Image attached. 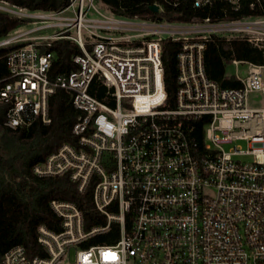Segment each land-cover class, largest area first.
Returning a JSON list of instances; mask_svg holds the SVG:
<instances>
[{"label": "built area", "instance_id": "2783aa9c", "mask_svg": "<svg viewBox=\"0 0 264 264\" xmlns=\"http://www.w3.org/2000/svg\"><path fill=\"white\" fill-rule=\"evenodd\" d=\"M214 0H194L200 7ZM228 1L234 6L242 0ZM251 1L255 9L261 0ZM1 8V7H0ZM71 9L72 15L65 13ZM92 1L71 0L44 27L52 36L23 45L0 40L10 81L0 90L5 126L51 123L49 100L58 89L72 95L79 115L65 143L33 168L37 177L68 176L84 194L93 185L95 210L106 224L87 230L74 203L52 200L61 231L38 228L43 257L23 246L0 264H264V65L248 67L239 88H223L205 71L212 36L243 40L264 52V17L194 24L153 22L97 12ZM59 16V17H58ZM125 31H133L128 34ZM138 31V32H136ZM77 44V70L51 80L54 41ZM180 42L178 91L172 105L165 83L163 42ZM105 87L99 99L92 89ZM244 142L246 147L225 145ZM119 226L113 244H89Z\"/></svg>", "mask_w": 264, "mask_h": 264}, {"label": "trees", "instance_id": "16d2710c", "mask_svg": "<svg viewBox=\"0 0 264 264\" xmlns=\"http://www.w3.org/2000/svg\"><path fill=\"white\" fill-rule=\"evenodd\" d=\"M117 17H138L153 22L170 24H194L210 19L212 22L235 21L249 16L264 17V0L251 9L249 0H242L238 7L228 1L214 0L200 7L194 0H99ZM11 7L31 13H57L66 9L71 0H0ZM159 6L157 12L151 10ZM26 24L22 18L0 11V40L6 39ZM0 48V90L10 81L6 55L12 48ZM180 42L166 39L163 42L165 83L172 105L178 91V54ZM42 52H54L49 76L51 80L77 70L73 58L82 55L80 47L67 40L54 41ZM234 60L264 65V52L243 40H227L212 36L206 41L204 63L207 76L223 88H239L235 76H227V66ZM105 87L96 84L92 92L99 99ZM51 123H34L27 129L12 130L5 126L7 106L0 104V261L4 254L16 246H23L30 258L43 257L45 250L37 241L41 225L60 232L61 222L52 210V200L74 202L84 213L86 229L106 224L105 217L93 205V185L81 194L68 176L37 177L33 168L56 152L63 144H75L72 133L79 115L72 103V95L58 89L49 100ZM119 239V226L89 244H113Z\"/></svg>", "mask_w": 264, "mask_h": 264}, {"label": "rangeland", "instance_id": "374dc122", "mask_svg": "<svg viewBox=\"0 0 264 264\" xmlns=\"http://www.w3.org/2000/svg\"><path fill=\"white\" fill-rule=\"evenodd\" d=\"M88 1H92V4L94 6L93 12L90 15V17H98L97 16V12H110L108 10V8L106 6H104L103 4L100 3L99 0H88ZM0 11L8 13L11 16H15L18 18H22L26 21V24L24 26H22L21 28L17 29L15 32L11 33L9 35L8 38L11 37H17L19 38L20 42L23 45H28L30 43H43L42 41L36 40V37H48V36H52L54 30L49 28H42L45 25V22H54L56 18L54 16V18L52 16L48 17V18H44V17H40L41 14L43 13H31L29 11L26 10H21L15 7H11L6 3H0ZM66 16L72 15L71 9L68 10L65 13ZM59 17V16H58ZM128 32V34H134L131 33L133 31H125ZM138 32V31H136ZM35 37V38H34ZM248 71V67L245 64H241L238 66V68L233 64L230 63L227 66V74L230 76H235L238 74L240 77L244 78L247 74ZM250 105L252 107H263L264 106V97L261 96L260 94H251L250 96ZM234 145H238V146H242V147H246V143L244 142H238V143H233L232 145H225L224 148L226 150H229L230 148H232V146Z\"/></svg>", "mask_w": 264, "mask_h": 264}, {"label": "water", "instance_id": "95a60500", "mask_svg": "<svg viewBox=\"0 0 264 264\" xmlns=\"http://www.w3.org/2000/svg\"><path fill=\"white\" fill-rule=\"evenodd\" d=\"M151 10L157 12L159 10V6L158 5H154L151 7Z\"/></svg>", "mask_w": 264, "mask_h": 264}, {"label": "crops", "instance_id": "0c3cea01", "mask_svg": "<svg viewBox=\"0 0 264 264\" xmlns=\"http://www.w3.org/2000/svg\"><path fill=\"white\" fill-rule=\"evenodd\" d=\"M227 76H230V75L227 74Z\"/></svg>", "mask_w": 264, "mask_h": 264}]
</instances>
